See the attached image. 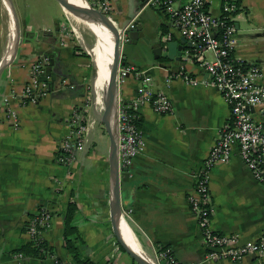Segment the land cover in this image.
Listing matches in <instances>:
<instances>
[{
    "label": "crops",
    "instance_id": "crops-1",
    "mask_svg": "<svg viewBox=\"0 0 264 264\" xmlns=\"http://www.w3.org/2000/svg\"><path fill=\"white\" fill-rule=\"evenodd\" d=\"M108 1L112 7L109 17L121 42L122 32L132 20L136 26L130 30L143 33L137 41L124 39L122 43V61L131 69L121 88L124 101L136 98L143 85L152 92L167 93L173 102V110L167 114L155 112L150 104L141 107L139 126L145 147L129 170L121 172V199L131 207L125 217L133 238L155 261L157 249L169 246L178 263L263 264L264 259L256 255L238 263L204 261L202 229L189 203L195 173L223 126L231 120L222 92L215 85H193L176 76L167 84L168 77L178 71L201 79L208 72L193 57L184 58L174 70L170 63L175 62L156 57L162 36L171 33L172 40L183 38L162 7L148 0L146 4L145 0ZM185 1L177 0L178 4ZM221 1H208V9L215 16L221 14ZM241 4L235 21L237 42L233 55L247 65L264 67V0H242ZM24 11L18 51L0 76V264H75L64 246V220L70 202L77 207L73 223L78 228L76 243L82 259L92 264H139L120 245L113 231L111 141L98 117L103 109L96 107L93 100L96 63L94 58L82 55L83 51L92 53L73 33L67 12L69 24L54 19V25L49 19L37 18L36 9L31 10L29 4ZM8 21V10L0 0V60L9 45ZM62 26L69 29L65 41L61 38ZM184 48L185 56L195 52L190 42ZM38 53H50L59 62L64 83L39 103H26L22 92ZM205 57L213 60L214 54L207 51ZM139 76L151 79L143 82ZM9 107L17 110L19 127L8 120ZM76 107L91 122L88 143L77 153L76 160L66 165L57 161V151L70 131L66 118ZM253 112L264 123V104ZM210 189L213 229L236 235L240 242L256 240L264 234V185L253 177L238 147L228 162H218L213 167ZM41 207L53 216L44 239L54 254L45 258L25 254L19 258L18 249L31 240L29 220Z\"/></svg>",
    "mask_w": 264,
    "mask_h": 264
},
{
    "label": "built area",
    "instance_id": "built-area-1",
    "mask_svg": "<svg viewBox=\"0 0 264 264\" xmlns=\"http://www.w3.org/2000/svg\"><path fill=\"white\" fill-rule=\"evenodd\" d=\"M209 0H186L178 4L177 0H148L147 3L162 7L174 20V25L181 35L195 47V52L184 57H193L201 62L208 76L198 78L184 71L173 73L168 77L167 84L173 76L180 77L193 85L200 83L217 86L230 107L231 120L221 129L218 140L212 146L200 169L195 173L196 182L193 193L189 195L191 210L197 215L202 229L206 246L204 261H229L238 263L245 257L256 255L264 259V234L256 240L240 242L236 235L220 233L212 228L211 218L214 212L210 189L211 171L218 162H228L235 147L253 177L264 185V123L256 118L253 109L264 104V67L247 65L237 60L233 51L236 46L237 25L236 16L242 8L241 0H222L220 16L213 15L208 9ZM92 4L107 13L112 11L108 0H92ZM132 20L122 32V43L127 37L128 30L134 28ZM63 41L69 29H60ZM171 39V33L163 36ZM81 38V37H80ZM211 51L213 60H208L205 53ZM52 58L47 53H38L31 65L30 76L25 83L22 96L26 103H39L52 92L51 75L47 69ZM130 67L120 65L117 82L118 97V147L119 165L131 166L134 158L145 147V137L140 129V109L150 104L155 112L167 114L173 110V102L165 92H152L140 86L139 94L130 102H125L121 88ZM143 82H149L151 77H140ZM9 106L8 99H5ZM8 120L15 127L20 126L17 110L8 108ZM70 126L69 133L61 140L57 151V161L71 164L76 160L77 153L86 148L90 123L83 110L74 108L66 118ZM123 172V171H121ZM52 213L41 207L34 217L29 220L28 233L31 240L37 243L44 241V233L52 227ZM157 249L156 263L161 264H199L176 262L169 246ZM24 257L23 252L16 254ZM264 264V263H263Z\"/></svg>",
    "mask_w": 264,
    "mask_h": 264
},
{
    "label": "water",
    "instance_id": "water-1",
    "mask_svg": "<svg viewBox=\"0 0 264 264\" xmlns=\"http://www.w3.org/2000/svg\"><path fill=\"white\" fill-rule=\"evenodd\" d=\"M5 6L9 12H11L14 17L15 28H16V37L13 36V53L9 58H5L7 54L3 55L0 60V76L3 70L12 62L14 59L20 39H21V25L19 20V15L17 13V9L15 7L13 0H3ZM62 6L65 8L64 2H68L78 11H80L88 18L97 21L104 25L106 29L109 31L107 38L109 39V59L111 60L108 63L107 68H109V79L107 83V87L104 92V111L101 116L102 122L105 124L106 129L110 136L111 146H110V168H111V178L113 182V194H112V203H111V221L113 225L114 234L120 243V245L124 248V250L131 255L139 264H157L156 261H152L147 259L143 254L139 253L135 250L124 238L121 231V219L125 217V213L127 209H130L129 204H125L121 199V191H120V182H121V171H128L129 166H122L120 170L119 165V147H118V97H119V87L117 82V74L118 68L120 65L125 66V62L122 61V42L120 34L110 19L109 15L102 10L96 8L90 0H86L83 3H76L72 0H59ZM146 4V0H145ZM133 29V28H131ZM140 36H143L141 31L132 32L130 29L128 30L126 39L130 42L137 41ZM11 41V40H10ZM185 43H187V39L183 37L181 41H176L172 39H164L162 36L158 41V50L160 51L159 55L156 57H163L164 59H168L173 63H170L173 70L175 67H178V64L184 60V52H185ZM54 61V60H53Z\"/></svg>",
    "mask_w": 264,
    "mask_h": 264
},
{
    "label": "bare ground",
    "instance_id": "bare-ground-1",
    "mask_svg": "<svg viewBox=\"0 0 264 264\" xmlns=\"http://www.w3.org/2000/svg\"><path fill=\"white\" fill-rule=\"evenodd\" d=\"M76 3H83L86 2V0H72ZM65 10L67 14L70 16V18L75 22V25L77 26H87L92 33L96 37V42L94 46L91 48V53L93 55L94 61L96 63L97 68V75L95 78V91H96V102L100 105L101 109H103V100H104V92L105 88L107 87L108 79H109V68H107L108 63L111 61L109 59V39L107 38L106 34H111L106 29L104 25L101 23L94 21L88 16H85L80 11H78L76 8H74L72 5H70L68 2H64ZM65 12V13H66ZM9 45L8 48H6L5 58H9L12 53H9L10 49H13V36L16 37V28H15V22L14 17L12 16L10 10H9ZM78 28V27H77ZM80 36V35H79ZM11 40V41H10ZM80 40V39H79ZM83 43V42H82ZM7 47V46H6ZM4 54V55H5ZM103 112V111H102ZM121 231L125 238V240L139 253L143 254L147 259H150L154 261L153 258H151L148 254H146L139 246V244L136 242V240L133 238L129 224L127 221L122 218L121 219ZM134 235V234H133Z\"/></svg>",
    "mask_w": 264,
    "mask_h": 264
},
{
    "label": "trees",
    "instance_id": "trees-1",
    "mask_svg": "<svg viewBox=\"0 0 264 264\" xmlns=\"http://www.w3.org/2000/svg\"><path fill=\"white\" fill-rule=\"evenodd\" d=\"M242 1V0H241ZM165 32V31H164ZM78 47L75 46V49ZM51 56L50 53H47ZM82 55L86 57H91V55L85 51L82 52ZM126 64V63H125ZM49 75H51V84H52V92L60 89L61 84L64 83V79L61 77L63 73H61V68L59 67L58 61H53L47 69ZM61 78V79H60ZM76 205L73 202L69 203L67 214L64 220V246L71 257L75 260V264H92L90 260H84L80 257L78 246H77V236H78V228L74 225V213L76 212ZM166 247V246H163ZM159 249H162L161 246ZM52 247L48 245L46 240L37 243L34 240H30L29 242L22 245L18 251L23 252L24 255H30L36 258H45L54 254L52 252Z\"/></svg>",
    "mask_w": 264,
    "mask_h": 264
},
{
    "label": "rangeland",
    "instance_id": "rangeland-1",
    "mask_svg": "<svg viewBox=\"0 0 264 264\" xmlns=\"http://www.w3.org/2000/svg\"><path fill=\"white\" fill-rule=\"evenodd\" d=\"M15 3V7L17 8V13L19 12V15L21 16L22 20L20 19L19 16V20H20V25H21V39L23 36V26H24V8L26 6V4L30 5V9L32 10V8L36 9L35 15L37 18L41 19H49V21L55 25L56 21L59 20L60 22H64L65 24H69V19L66 18V14L63 11L62 8V4L59 2V0H13ZM70 17V16H69ZM54 19L56 21H54ZM53 25V26H54ZM72 29H73V33H75V35L81 37V39L79 41L83 42V44H85L90 52H91V48L94 46L95 42H96V37L95 35L92 33V31L87 27V26H76L75 22L71 19V24L69 25ZM78 27V28H77ZM34 29L40 30V28L38 27H34ZM13 50V49H12ZM9 53H11V49L9 50ZM8 53V55H9ZM91 57L93 58V55L91 54ZM95 72H96V66H95ZM96 74V73H95ZM94 105L96 107H100V105L96 102V92L94 91ZM105 105H104V100H103V110H101V107L99 108L101 110V112L98 113V117L99 119L102 116V111H104Z\"/></svg>",
    "mask_w": 264,
    "mask_h": 264
}]
</instances>
